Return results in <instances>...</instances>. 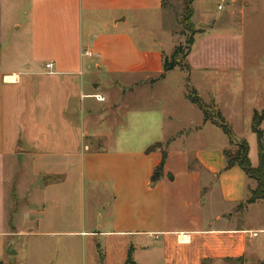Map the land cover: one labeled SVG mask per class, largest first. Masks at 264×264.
<instances>
[{
	"label": "crops",
	"instance_id": "crops-1",
	"mask_svg": "<svg viewBox=\"0 0 264 264\" xmlns=\"http://www.w3.org/2000/svg\"><path fill=\"white\" fill-rule=\"evenodd\" d=\"M183 2L0 0V264H50V242L78 244L79 264H125L130 250L136 264L264 262V227L235 223L260 201L247 204L257 182L227 168L217 115L233 125L189 64L205 41L198 68L229 84L225 74L245 72L242 33L209 20L184 66L165 72L181 41L172 6ZM13 3L19 40L4 26ZM86 195L98 220L84 214Z\"/></svg>",
	"mask_w": 264,
	"mask_h": 264
},
{
	"label": "rangeland",
	"instance_id": "rangeland-1",
	"mask_svg": "<svg viewBox=\"0 0 264 264\" xmlns=\"http://www.w3.org/2000/svg\"><path fill=\"white\" fill-rule=\"evenodd\" d=\"M230 1L231 2L225 4L223 10H218V0H195L192 8V17H190L187 12V6H185L186 0H184L185 4L183 2L182 4L178 3L172 6L177 21L176 34L181 40L178 46H181V49L184 51L178 58L181 64L186 62V54L190 46L193 45L196 34L200 32L201 28H206L211 19L218 20L219 17L222 18V22L217 23L214 29L215 31L242 33L245 72L238 73L232 70L230 73L225 74L223 77L230 78L229 84L226 82L223 83L222 80L219 81V79L217 80L214 77V79L209 78V75H217L213 73H209L208 75L205 71L198 68L205 65L208 60L207 57L210 51L208 50V43L205 41L199 43V49L192 54L189 64L192 69L191 79L195 82L196 87L202 88L203 91L210 88L207 92L213 93L214 98H216L217 102L221 105L222 112L226 113V118L233 125L235 135L233 133V138L228 148L229 158L237 159L238 156L241 158L238 154L243 151L242 145L246 142L249 148L248 156L250 162L257 165L258 143L256 134L252 130L251 122L253 108H264V0ZM16 5L17 4L13 3L11 6V14L7 13L4 17V26L6 29H12L14 35L17 36L19 40L26 36V31L23 30L22 32H18L14 24L24 22L25 19L22 15L20 17L18 16V20H14L15 17L12 14V10ZM230 13L234 14V17H229L228 15H230ZM195 14L197 17H205L207 15L206 19H203L201 25L195 22L197 20L194 21ZM237 46H239V44ZM220 55L222 56L223 54L220 53ZM226 79L227 78H225V80ZM199 91L202 90L199 89ZM202 106L206 108L208 117L217 118V113L213 110L214 105L212 103L206 101ZM262 129L264 131V123ZM238 137H243L245 140ZM97 210L98 205H95L94 199L86 195L84 201V214L91 217L93 221L95 219L98 220L96 214ZM237 222H240V224L244 223L247 227L253 229L263 228L264 200L260 199L257 205H255L247 215H244L242 220L235 221V223ZM255 240L264 242V233L259 231L258 237H255ZM32 247L33 245L29 243L25 250L27 254L25 257L26 262L27 258L31 259V256L35 254ZM79 254L80 246L75 242L72 244L71 249L67 248L66 250H62L60 246L50 242V255L46 253L45 260H47L49 256L50 264H79V260H77ZM71 258L75 259L67 263V260ZM250 264H264V262L261 263L257 259H252V263L250 262Z\"/></svg>",
	"mask_w": 264,
	"mask_h": 264
},
{
	"label": "trees",
	"instance_id": "trees-1",
	"mask_svg": "<svg viewBox=\"0 0 264 264\" xmlns=\"http://www.w3.org/2000/svg\"><path fill=\"white\" fill-rule=\"evenodd\" d=\"M195 0H186L185 6H187V12L190 15V17L193 16V3ZM191 49H188V52L186 56L188 55L189 51ZM184 51L181 49V46L176 47L174 53L171 57H165L164 59V71L168 72L171 70H174L176 67H183L184 65L181 64L179 61L178 56L183 53ZM192 101L196 104L200 105L199 99H192ZM218 121L215 123L229 136L230 139L233 138V131L231 126L220 116V114L217 115ZM207 119V117H206ZM264 121V109L262 111H255L253 118H252V130L256 134L257 137V143H258V155H259V164L257 167H253L251 165L248 153L249 148L247 143L245 142L242 145V152L239 153L241 158L237 159H231L229 158L227 168H231L234 165L238 164L243 171L251 178L255 179L257 182V187L255 190L251 192L250 199L247 200V204L254 203L258 199L264 200V131L261 128L262 122ZM166 154L164 153L162 163L160 166L156 169V172L154 174V179H158L160 177V174L162 172V168L165 162ZM125 264H136V262L133 259L131 250L128 253V258L125 262Z\"/></svg>",
	"mask_w": 264,
	"mask_h": 264
},
{
	"label": "built area",
	"instance_id": "built-area-1",
	"mask_svg": "<svg viewBox=\"0 0 264 264\" xmlns=\"http://www.w3.org/2000/svg\"><path fill=\"white\" fill-rule=\"evenodd\" d=\"M219 1V4H218V10H223L224 8H225V4L226 3H228V2H230V0H218ZM86 56H89V57H91L92 56V53L90 52V51H85V53H84ZM46 67L48 68V69H50V70H52L53 68H54V65H53V63H49V64H47L46 65ZM252 235L253 236H256L257 235V232H252ZM183 237V239H185L186 238V236H182Z\"/></svg>",
	"mask_w": 264,
	"mask_h": 264
},
{
	"label": "water",
	"instance_id": "water-1",
	"mask_svg": "<svg viewBox=\"0 0 264 264\" xmlns=\"http://www.w3.org/2000/svg\"><path fill=\"white\" fill-rule=\"evenodd\" d=\"M7 253L9 255H13L15 254L16 252L13 250V243H10L9 246H8V249H7Z\"/></svg>",
	"mask_w": 264,
	"mask_h": 264
}]
</instances>
